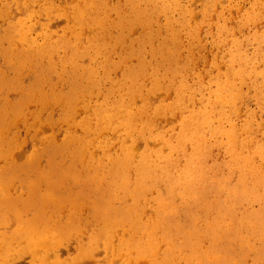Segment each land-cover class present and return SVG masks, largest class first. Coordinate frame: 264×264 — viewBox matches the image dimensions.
I'll use <instances>...</instances> for the list:
<instances>
[{"label": "rangeland", "instance_id": "1", "mask_svg": "<svg viewBox=\"0 0 264 264\" xmlns=\"http://www.w3.org/2000/svg\"><path fill=\"white\" fill-rule=\"evenodd\" d=\"M3 112L0 197L28 218L34 210L20 208L37 193L64 201L43 207L72 230L50 261L163 264L171 240L172 257L198 264L213 244L201 237L191 246L192 219L202 229L220 220L245 237L244 221L264 206V0H0ZM192 159L206 177L192 180L193 193L184 182ZM106 202L134 213L100 228L94 208ZM7 219L1 229L16 226L14 210ZM107 231L108 250L101 243L79 258L80 244ZM249 242L256 250L233 261L264 264V240ZM32 262L24 253L13 264Z\"/></svg>", "mask_w": 264, "mask_h": 264}, {"label": "bare ground", "instance_id": "2", "mask_svg": "<svg viewBox=\"0 0 264 264\" xmlns=\"http://www.w3.org/2000/svg\"><path fill=\"white\" fill-rule=\"evenodd\" d=\"M81 19L84 20L85 18L81 16L80 20ZM137 76L138 75L131 76V81L132 82L135 81ZM229 86L230 83L226 85V91L228 90ZM133 94L134 91H131V95ZM114 104L118 109H120L121 107H122L121 110L126 109L125 107H123L125 103L122 99L115 101ZM6 117H7V113L3 112L0 119L6 122L7 121ZM134 118L135 116L132 113H128L124 118L125 125L127 127H131V123L133 122ZM100 119L104 120L105 123L110 122V117L105 115V111H102L100 113ZM136 146H132L133 147L132 149L136 148L135 150L137 151V148L139 149L140 147H136ZM6 153L8 155H11V150L7 149ZM81 153L82 152L77 151V149H75V155H80ZM187 170L191 176L186 178L184 182H191V184H189V191L193 193L196 190L195 189L196 186L192 183V180H199V182H201V180L205 179L206 177L202 173H200V175L198 174L199 170L197 168V165L194 163V160L191 161V163H189ZM119 173L121 172L119 171L116 174ZM121 179L122 180L120 184H118V187L120 189L122 188L125 189L124 178ZM260 180L264 181V177H262ZM139 183H141V181ZM259 183L262 184L263 182H259ZM136 191L137 190H135V192ZM137 194L138 193H134V196H137ZM239 194L240 192L236 191L235 198H238ZM29 196L30 194L28 195V197ZM9 197L10 196H6V194L3 197H0V211L4 210L2 211V213H0V224L3 223L4 221L7 222L8 210L15 211V218L17 224L14 228H11L10 224L7 225L5 223L6 226L4 224L3 226L5 227H3L2 229L0 228V264H13L15 257H19L21 256V254L24 253H30L32 255L33 262L31 264H60V262L58 261H50L49 253L59 251L60 246L57 243L58 239L68 237L69 232L72 230L65 226L63 222V218L57 216L56 214H51V216H48L46 213H44L43 207L44 205L52 204L51 206L54 207V209H58L61 203L64 202L63 199L60 198L57 199L55 197H52L51 195L42 196L37 193V195H35V198L33 197L31 201L28 200L25 203L22 201L24 207L20 209L22 210L26 209V211L29 209L34 210L32 218H28L23 216L21 210L16 209L19 207L15 208V205H13L14 203L11 201ZM257 197L264 204V192L258 194ZM72 205L74 206L76 204L73 203ZM219 206L221 207L222 213L230 214L232 211L230 205L222 206L221 204H219ZM161 208L163 212L164 211L168 212L167 215L169 217L173 215V210H167L165 206H162ZM133 213H134L133 209H128L124 213L115 212L114 209L111 207L110 203L106 202L104 205H99V208L95 207L93 215L97 220L96 225L99 224L100 228L113 229L114 227L117 226L119 222H124L127 219H130ZM233 216L234 215H230L229 217H233ZM191 222L192 224L190 225L189 229H187L186 231V237L189 239L191 246L194 247V249L197 251V248L195 246H197V242L201 239V237H209L212 240V244H213L212 248L209 251L199 256L200 260L198 261V264H231V262L233 264H238V261H233V258H231L233 254L235 253L240 254L246 248L250 250H256L255 247L253 245H250L249 242L252 237L264 240V206L259 212L250 214L248 219L244 221V222H249V224L244 227L247 230V234H248L245 237H240V235L238 234V227L227 226L226 228H223L220 220L216 222H208V225L205 229H202L201 227L199 228L198 220L196 218L192 219ZM78 226L76 228L74 227V229L76 230ZM170 232L171 231L167 233ZM111 235L112 233L110 231H107L106 233L99 235L98 233H92L89 238V243L80 244L79 258H82L83 256L84 257L91 256L94 250L97 249L101 243L106 245V248L108 250L112 245L110 242H108ZM143 238L145 239L144 233H143ZM156 239H157L156 235L151 236L148 241V244H154V241ZM130 244L132 245V243ZM169 245H170V249H169L170 252L163 260V264H190L189 259L178 260L177 257H175L176 252H174V257H172V252L176 249L171 240H169ZM148 246L145 242L144 251L150 253L153 250V247L151 245ZM160 246H162V244ZM108 257L110 258L109 261L110 264H116L117 262H119L117 261V259H116L117 262L114 261V259L111 258L109 255ZM140 261L141 260H139V262ZM139 262L136 264H139ZM131 263L134 264L132 261H130V264Z\"/></svg>", "mask_w": 264, "mask_h": 264}]
</instances>
